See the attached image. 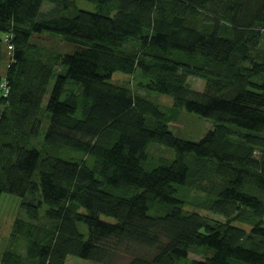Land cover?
I'll return each mask as SVG.
<instances>
[{
  "label": "trees",
  "instance_id": "1",
  "mask_svg": "<svg viewBox=\"0 0 264 264\" xmlns=\"http://www.w3.org/2000/svg\"><path fill=\"white\" fill-rule=\"evenodd\" d=\"M88 1L0 0V264H264V0Z\"/></svg>",
  "mask_w": 264,
  "mask_h": 264
},
{
  "label": "rangeland",
  "instance_id": "2",
  "mask_svg": "<svg viewBox=\"0 0 264 264\" xmlns=\"http://www.w3.org/2000/svg\"><path fill=\"white\" fill-rule=\"evenodd\" d=\"M76 4L80 8H83V9H87V10L95 9V4L88 0H76ZM48 6L49 4L45 3L43 8L46 9ZM0 36H1V40H0V55H1L5 43L2 39V34H0ZM39 41L43 45L45 46L47 45L48 47L49 46L53 47L54 45H56L55 39L53 40L50 39L46 42H44L43 40H39ZM5 58H6L5 54H2V56L0 57V61H4ZM5 64H6V60H5ZM4 69H5L4 66H2L0 71L3 72ZM115 75H121L119 79H123V80H125V78H132L133 81L140 77L139 73H135L134 76L133 74L125 75L122 73H114V76ZM187 78H188L187 82L189 83L191 88H194L197 90L203 89L204 83L201 78L196 77V76H189ZM1 93L2 91L0 90V94ZM141 93H144L142 89H141ZM149 96L151 99L158 100L160 103L170 105L172 102L171 97H169L168 95L151 93ZM168 125L174 134L180 137H183V138L196 140L199 137H201L211 127L212 123L208 118L200 116L194 112H188L181 108L180 113L178 114L177 118L169 121ZM156 147L159 149V152L165 156H168L170 151H172L170 149L169 150L165 149L162 146H156ZM189 190H191L189 192L190 196H188V198H186L182 203V206L185 209L199 211L202 214H209L210 216L223 219L222 216L210 213L206 211L205 209H202L201 207L195 206V204L189 198H194L196 194H201V191L193 187V185L190 187ZM19 202H20L19 197L16 195L6 193V192H2L0 194V256L8 242L6 235L9 232L10 225L18 212ZM104 218L112 220V218L110 217L104 216ZM232 223L235 224V222H232ZM236 225H239L241 227L243 226L247 230L250 228L249 224L244 225L242 223L237 222ZM128 259H129L128 255L119 254L114 260L113 264H126ZM65 264H102V263H98L91 259H84V258H80L74 255H68Z\"/></svg>",
  "mask_w": 264,
  "mask_h": 264
},
{
  "label": "crops",
  "instance_id": "3",
  "mask_svg": "<svg viewBox=\"0 0 264 264\" xmlns=\"http://www.w3.org/2000/svg\"><path fill=\"white\" fill-rule=\"evenodd\" d=\"M2 50V49H1ZM5 53V47L3 48V50H2V54H4ZM2 54L0 55V57L2 56ZM3 63H4V61H0V69H1V67L3 66ZM1 72V71H0Z\"/></svg>",
  "mask_w": 264,
  "mask_h": 264
},
{
  "label": "built area",
  "instance_id": "4",
  "mask_svg": "<svg viewBox=\"0 0 264 264\" xmlns=\"http://www.w3.org/2000/svg\"><path fill=\"white\" fill-rule=\"evenodd\" d=\"M2 88H5V83L4 82L2 83Z\"/></svg>",
  "mask_w": 264,
  "mask_h": 264
}]
</instances>
